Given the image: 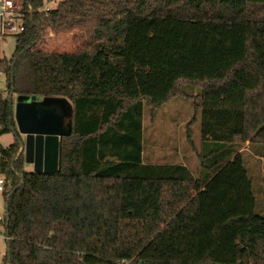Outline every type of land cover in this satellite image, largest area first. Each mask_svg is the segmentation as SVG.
I'll return each mask as SVG.
<instances>
[{
    "label": "trees",
    "instance_id": "16d2710c",
    "mask_svg": "<svg viewBox=\"0 0 264 264\" xmlns=\"http://www.w3.org/2000/svg\"><path fill=\"white\" fill-rule=\"evenodd\" d=\"M44 3L24 0L26 29L0 68L9 92L66 99L71 133L56 171L26 170L13 98L0 92V137L15 133L0 141L4 264H264V0H61L40 11ZM48 29L84 39L50 50ZM178 98L194 103L196 174L144 159L145 108L154 119ZM238 151L247 207H221ZM206 195L207 208L216 197L211 216Z\"/></svg>",
    "mask_w": 264,
    "mask_h": 264
},
{
    "label": "rangeland",
    "instance_id": "374dc122",
    "mask_svg": "<svg viewBox=\"0 0 264 264\" xmlns=\"http://www.w3.org/2000/svg\"><path fill=\"white\" fill-rule=\"evenodd\" d=\"M61 0H45L44 5L54 8L58 5ZM84 37L79 31H59L53 32L50 29L46 30L43 34L42 40L44 46L50 50H58L61 52L74 51L78 45L83 41ZM16 45V36H2L0 35V56L2 58L10 59L14 52ZM5 82L0 83V89L5 90ZM4 96H11V92H3ZM14 103V117H15V105L17 102V93L12 94ZM194 103L190 100H185L178 98L168 102L162 108L156 112V116L153 119L151 116V110L145 108L144 119H143V149H144V159L154 160V161H175L179 162L184 159L187 160L190 168L196 172L198 168V160L196 158L195 152L189 143L187 130L188 122L194 114ZM16 121V120H15ZM17 125V124H16ZM18 128V127H17ZM193 134V140L198 143L201 138V122L200 120L195 122L190 126ZM15 140V133L9 132L5 133L0 137V141L4 146H9ZM247 150L246 148L241 149ZM239 151L232 162L228 165L227 173H231L234 178V182L227 184L217 198V203L221 207L229 205V208L241 209L247 207L245 202H248L247 194V184L245 181V176L239 169L241 156ZM246 164L255 167V158L250 154H245L244 156ZM1 159V156H0ZM258 160V159H257ZM262 169L264 166V161L259 160ZM26 170H34L32 164H28L25 161ZM263 174V172H262ZM257 192L258 202L262 198ZM216 197L213 195L209 197L208 208L207 205V195L205 207L208 210L209 216H211L213 208V201ZM258 211H262V206L260 205ZM5 197L3 191L0 188V264H4V257L7 254L8 243L5 235V227L2 218L5 216L6 210ZM204 210L206 212L207 210ZM203 226L207 221V215L203 214ZM224 237V235H223ZM203 238L208 240V230L207 228L203 230ZM226 254H228V249H226Z\"/></svg>",
    "mask_w": 264,
    "mask_h": 264
},
{
    "label": "water",
    "instance_id": "95a60500",
    "mask_svg": "<svg viewBox=\"0 0 264 264\" xmlns=\"http://www.w3.org/2000/svg\"><path fill=\"white\" fill-rule=\"evenodd\" d=\"M69 109L66 99L17 95L15 120L21 135L18 141L25 161L33 164L34 171L53 172L58 169L60 138L71 133V129L65 127Z\"/></svg>",
    "mask_w": 264,
    "mask_h": 264
},
{
    "label": "built area",
    "instance_id": "2783aa9c",
    "mask_svg": "<svg viewBox=\"0 0 264 264\" xmlns=\"http://www.w3.org/2000/svg\"><path fill=\"white\" fill-rule=\"evenodd\" d=\"M31 8V5H29ZM24 8V0H0V35H19L26 29L25 20L22 14ZM32 9V8H31ZM50 7L44 5L39 8L40 11L49 10ZM5 82V90L0 89V92H7L8 90V77L5 70L0 68V83ZM13 92H11V95ZM18 95V94H17ZM6 183V175L0 173V187ZM3 218L1 219V221ZM6 238H8L6 236Z\"/></svg>",
    "mask_w": 264,
    "mask_h": 264
},
{
    "label": "crops",
    "instance_id": "0c3cea01",
    "mask_svg": "<svg viewBox=\"0 0 264 264\" xmlns=\"http://www.w3.org/2000/svg\"><path fill=\"white\" fill-rule=\"evenodd\" d=\"M244 148H246V147H244ZM239 152V151H238ZM237 152V153H238ZM179 162H180V160H179ZM182 163H184V164H187L188 166H189V164L187 163V160H186V158L184 157V159L182 160ZM29 164V163H28ZM33 165V164H32ZM193 171V173L194 174H196V172L194 171V170H192ZM215 178H216V176L213 178V179H211L210 180V182L207 184V186L210 184V183H212L214 180H215ZM1 189H2V191H3V187H0Z\"/></svg>",
    "mask_w": 264,
    "mask_h": 264
}]
</instances>
